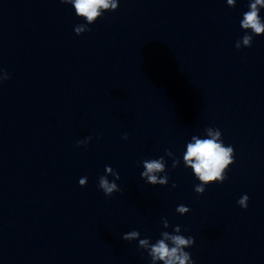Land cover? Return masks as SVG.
I'll return each instance as SVG.
<instances>
[{
    "label": "water",
    "instance_id": "obj_1",
    "mask_svg": "<svg viewBox=\"0 0 264 264\" xmlns=\"http://www.w3.org/2000/svg\"><path fill=\"white\" fill-rule=\"evenodd\" d=\"M248 10L119 0L76 35L86 21L71 4L0 0V264H151L139 239L177 225L194 264H264V35L235 47ZM209 126L235 163L200 195L183 154ZM161 156L168 184H147L143 160ZM106 165L120 175L111 197L98 188Z\"/></svg>",
    "mask_w": 264,
    "mask_h": 264
},
{
    "label": "clouds",
    "instance_id": "obj_2",
    "mask_svg": "<svg viewBox=\"0 0 264 264\" xmlns=\"http://www.w3.org/2000/svg\"><path fill=\"white\" fill-rule=\"evenodd\" d=\"M62 4H71L78 17L82 18L86 23L78 24L74 27L76 35H82L86 31H91L88 25L94 24L101 18L104 12H114L118 9L119 0H59ZM230 7H235L237 0H226ZM259 6V7H258ZM264 8V0H248V11L243 13V18L240 21V26L245 30V35L237 40L235 47L241 49L251 47L254 36L264 35V19L261 18L260 11ZM101 9L104 11L102 12ZM251 30L250 33L247 30ZM0 76V83L10 79V76L3 70ZM204 132L207 138H197L196 135L191 137L194 142L186 144V152L183 154V161L186 168L192 170L193 175L198 179L199 184L195 185L194 191L202 195L206 186L213 183H223L227 177V171L233 163H235V150L231 145H225L222 139V133L218 128L206 127ZM92 137L89 136L84 140H78L76 146H87ZM122 139L127 140L128 135L125 133ZM170 149H165V155H172ZM180 164L179 158L174 160L172 167L176 168ZM143 171L141 178L150 185L166 186L168 184V174L165 170L164 156L159 158H150L143 160ZM105 175L99 177L98 188L103 191L106 197H111L114 193L121 191L120 187L115 182L120 179V175L111 166H105ZM163 172L164 175L158 176V173ZM114 179L109 180L108 176ZM79 185L85 187L87 185V177H82L79 180ZM172 187H176L175 184ZM249 196L244 194L237 204L246 209L248 207ZM190 208L184 205H179L176 212L180 215L187 214ZM164 220V227H169L167 218ZM141 236L138 230H132L123 234L122 239L125 241L137 240ZM159 239L155 243H150V238L139 239L138 248L147 252L151 258V264H156L157 261L162 264H194L191 253L185 251V248H191L195 240L192 236H184L181 234V226H175L173 232L162 231Z\"/></svg>",
    "mask_w": 264,
    "mask_h": 264
}]
</instances>
